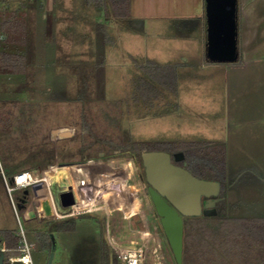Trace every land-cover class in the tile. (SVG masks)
Instances as JSON below:
<instances>
[{
	"label": "rangeland",
	"instance_id": "374dc122",
	"mask_svg": "<svg viewBox=\"0 0 264 264\" xmlns=\"http://www.w3.org/2000/svg\"><path fill=\"white\" fill-rule=\"evenodd\" d=\"M94 1L0 0V7L11 4L0 14V23H17L27 37L26 42L15 44L19 47L8 46L26 51L25 74L12 75L0 69V170L8 178L26 166L34 176L43 170L50 174L55 197L56 186L60 190L73 178L68 173L62 177L63 169L45 163L48 158L73 161L82 146L86 153L102 154L117 143L172 149L184 156L198 146V151L202 149L215 163L225 159L227 183L214 216L217 220L204 227L203 237L209 238L204 246L206 256L198 257L200 249L196 254L190 252L185 255L188 264H208L209 259L212 264H223L222 256L228 264H251L255 259L264 264V241L256 240L264 236L260 228L250 226L264 220V114L255 103L252 107L246 103L260 96L264 79L258 75L255 80L260 91L246 93L245 71L231 74L229 82V76L207 67L211 63L198 39L201 26L180 19L198 13L202 0H129L127 18L104 23ZM53 2L57 6L50 11ZM42 10H48L44 12L47 18L41 16ZM3 38L7 41L0 47L8 45L12 34ZM189 38L192 41L186 46L193 50L180 53V44ZM86 78L89 87L84 93ZM253 116L262 120L246 123V117ZM84 118L90 133L81 137ZM72 128L78 134H71L73 138L55 148L58 138ZM117 154L100 158L96 154L93 170L100 176H90L107 188L105 201L98 202L107 207L108 214L101 209L82 212L63 225L68 219L28 221L18 211L13 221L0 196V226L10 220L9 225L14 223L34 242L33 264H48L52 237L57 244L53 264H104L103 252L109 247L115 253L110 245L113 240L143 246L144 264H173L147 190L142 160L135 159L133 152ZM82 167L75 166L72 171ZM220 168L217 165L215 170ZM116 186L119 191L113 188ZM20 194L13 193L15 202ZM229 232V238L222 235ZM248 233L253 237H245ZM231 239L234 243L228 244Z\"/></svg>",
	"mask_w": 264,
	"mask_h": 264
},
{
	"label": "water",
	"instance_id": "95a60500",
	"mask_svg": "<svg viewBox=\"0 0 264 264\" xmlns=\"http://www.w3.org/2000/svg\"><path fill=\"white\" fill-rule=\"evenodd\" d=\"M207 22L206 61L208 63H237L239 61V0H204ZM75 130L72 128L71 133ZM184 159L182 152L173 156L164 150H145L141 153L148 192L160 226L173 256V264H183L184 218L217 215L216 204L222 190L220 181L200 178L183 166L172 162ZM13 179V178H12ZM23 197H17V209L26 220L53 219L57 210L76 205L72 186L55 195L47 190L44 183L26 189ZM35 202L41 207L38 212L31 207ZM61 206V207H60ZM52 250L48 264H53L56 240L52 237ZM134 248L135 245H125ZM6 253L1 248L0 264H5ZM111 264L113 259L111 256Z\"/></svg>",
	"mask_w": 264,
	"mask_h": 264
},
{
	"label": "crops",
	"instance_id": "0c3cea01",
	"mask_svg": "<svg viewBox=\"0 0 264 264\" xmlns=\"http://www.w3.org/2000/svg\"><path fill=\"white\" fill-rule=\"evenodd\" d=\"M103 0H96L94 1V8H97L98 10V17L100 18V22L104 23V21H109L110 19H120L116 16H114L112 13L110 15H107V7L105 9V5H103L102 2ZM198 5V4H197ZM197 5L194 7L195 10H197ZM57 6L56 3L53 2V4L50 5L49 10L53 11L54 8ZM61 11L64 10V7L61 5ZM7 8H11V4L10 3H4V7H0V14L6 13V11L8 10ZM199 8V7H198ZM17 11L19 12H24V10L22 8H18ZM46 10H42V14L45 18H47L46 13H44ZM48 11V10H47ZM46 11V12H47ZM55 11V10H54ZM102 15V16H101ZM42 16V17H43ZM176 16H173V18H175ZM182 18L181 21L184 22H196L198 23V28L200 27L201 29V36L200 38L198 37V39H201L203 41V46H202V51L205 55V59H206V42H207V22H206V11H205V2L204 0H202L201 4H200V8L198 9V13H196V11L188 13L186 15L181 16ZM140 21V19L138 20ZM239 37H238V49H239V61L237 63H217V64H213L211 63L210 66L207 67H213L210 68L213 70V72L215 73H220V74H224V76H229V82H230V77L231 74H239L242 73L243 71H245L246 74V93L248 92H258L260 91V87L257 86L258 84H260L259 82H257L258 84L255 85V80L259 79V77H257L258 75H261L262 78L260 79H264V0H239ZM197 32V31H196ZM194 38V37H193ZM189 41H192L191 38L187 39L186 42L182 45L180 44L179 48L180 49V53L183 52V50L185 51H192L193 49L191 47H187L186 43ZM186 52V51H185ZM183 57L188 58V56H186L185 54H181ZM241 63V64H239ZM208 65V64H206ZM217 69V70H216ZM237 76V75H236ZM255 85V88L252 86ZM252 86V87H251ZM244 87V84L242 85L241 88ZM261 93L257 95V98L255 101H250V98L248 99V101H246V103L252 107L254 106V103L259 106L261 113L264 114V89L262 91H260ZM240 96V95H238ZM261 105V107H260ZM257 117L253 116L252 118L249 117V119H247L246 117V123L250 122V123H259V119H261V117H258L257 119H255ZM263 118V116H262ZM23 172V171H30L32 172V170L26 166V167H22L20 168V170L14 172L12 174L11 178H8L5 173L3 172V169L0 170V196L4 199L5 203H6V207H7V212L9 213V216L11 219L14 218L17 219V215L16 212L14 210L13 207V203H12V199L10 197V195L7 192V188H6V183H5V178H7V180L11 181L13 176L18 174L17 172ZM63 173H62V177L63 176H67V173L70 174L72 176V182L71 184L74 186V193L76 196V200H77V207L81 208L82 210H84V213H93L99 209L104 210L107 214H108V210L107 207L103 204H99L98 201H100V199L102 200V202L105 201V198H103V196H108V194H106L107 188L105 186H102L100 183H98L96 181V179H90V176L92 177L93 175L98 177L100 176L99 174H94V170L93 167H91L89 164L86 166H83L82 169L78 168V170H74V173L72 171V168H66L63 169ZM33 174V173H32ZM50 176V174H44L43 170L41 175L39 176H35L37 178H48L47 182H48V186L52 187L51 182H50V178L48 177ZM87 177L90 179L89 185H87L86 180ZM115 188L117 191H119L120 189L116 186L113 187ZM92 189V192H91ZM25 190L21 191V193H23ZM90 193V194H89ZM94 193V194H93ZM103 193V194H102ZM105 193V194H104ZM20 196V195H19ZM96 200H98L96 202ZM95 202V203H94ZM108 202V200L106 201ZM16 203H17V199H16ZM91 203V204H90ZM94 203V204H92ZM9 204V207H8ZM130 205V204H129ZM128 205V206H129ZM37 211L40 212L41 211V207L37 208ZM83 214V213H82ZM23 215V214H22ZM135 215V214H134ZM24 216V215H23ZM76 216V215H75ZM131 216H133V214H131ZM73 216L64 218L62 220L68 219L66 221H69ZM128 217V216H127ZM61 219V218H59ZM59 220V221H62ZM10 221V220H9ZM9 221L5 220V222H3L4 225L0 226V239H1V248L6 249V240L4 241V239L2 238V235L8 233V232H13L15 235H19L20 234V229L16 228L14 223L9 225ZM30 221V220H28ZM57 224V223H56ZM21 236V235H20ZM53 240L51 239V248H50V252L52 250V242ZM113 243H117L115 240H113ZM32 245L34 244L31 243ZM120 244V243H118ZM44 245H47V243L45 242ZM112 246V244H110ZM112 256V254H111ZM33 259V258H32Z\"/></svg>",
	"mask_w": 264,
	"mask_h": 264
},
{
	"label": "trees",
	"instance_id": "16d2710c",
	"mask_svg": "<svg viewBox=\"0 0 264 264\" xmlns=\"http://www.w3.org/2000/svg\"><path fill=\"white\" fill-rule=\"evenodd\" d=\"M128 1L129 0H103L100 3L105 5V9L107 7V9H106V11L108 10L107 15H110L112 13L114 16H116L118 18H127L128 17V15H127V13H128ZM18 27L19 26L17 25V23H15L13 21L0 23V43L7 41V39L3 38V36L7 33L12 34V38H13V39L11 38V40H9L8 45L0 47V69L4 70L8 74L20 75V76L22 75L23 76L25 74V70L27 67V64H26L27 57H26V53H25L26 51H23V49H21V50H19V49L18 50L17 49L16 50H12V49L10 50V49H8L9 44L13 45L14 47H19L18 45H20V44H17V45H15V44L26 42V40H27L26 35L22 34V32L18 29ZM25 32H26V29H25ZM23 35H25V36H23ZM144 68L145 67H143V69ZM144 72L146 74H148L146 71H144ZM150 74H152V72H150ZM153 75H155L154 72H153ZM157 82L159 83L158 80H157ZM160 83L164 84L163 81H161ZM83 85H84L83 91H84V93H86V91L88 90V87H89L87 78L84 80ZM84 98L85 97H83V99ZM80 132H82L84 134H88V132L90 133V128H89V125H88L85 118L83 119ZM112 146L114 147V149L120 148L122 151L131 150L132 152H134L136 154V156L138 157L139 160H142L141 159V152L142 151L152 150L150 147H148V145H144V144H130V145H127V144L122 145L121 144L120 145L117 143V144H112ZM196 147H197V150L186 153L185 154V160L180 162V163L183 165V167H185L186 169L191 171L193 173V175H195L197 177L205 178V179H209V180L220 181L221 185H222V190H221V196H222L223 189L225 187V183H227V170L225 168V164H226L225 159L221 158L217 161L218 163H215L214 160L209 159V156H207L208 154L202 153V149H201V152L198 151V146H196ZM201 147H205V146H201ZM192 148L194 149V146ZM158 149L164 150L163 148H158ZM169 152H176V150L171 149V151H169ZM51 160H52L51 158H48L47 163H50ZM217 165L221 166L219 171L215 170V167ZM20 172L21 171H19L17 173H20ZM216 220L217 219L214 217H205V216H201V217H197V218H192V217L184 218L183 264H188L187 259L185 258V255L187 257V254H189L190 252H192V254H194V253L196 254L197 249L202 250V252H201L202 254L199 253L198 257L203 259L206 256V250L204 249V246L207 243H209V240L206 241L209 238L203 237L204 230H205L204 227L206 226V223L212 224L213 221L215 222ZM235 220L242 221L240 219H235ZM244 220H245V223H248V224L251 223L250 219H244ZM69 221L61 222V224L64 225V223L66 224ZM190 222L194 223V225L190 226ZM51 223L52 222H50L49 225ZM198 223L200 225H197ZM204 223H205V225H203ZM258 223H262V224L260 226L256 225ZM250 226L260 228V230H259L260 235L264 236V220H262L261 222L258 221L253 225L250 224ZM256 228H252V229H256ZM222 235L225 236L226 238H229L231 233L230 232L229 233H222ZM247 235L251 236V238L253 237L249 233L245 234V237ZM2 238L4 239V241L6 240L5 264H10V262H9L10 257H17V256L21 255L20 246H21L22 237L20 236V234L15 235L13 232H8V233L2 235ZM256 240H259V241L263 240L264 241V237L263 238H261V237L256 238ZM227 242H229L228 244L234 243V241L232 239L230 241H227ZM238 242H240V241H238ZM222 244L224 245V242H222ZM228 244H226V245H228ZM238 244L239 243L236 242V245H238ZM225 252H227V251H225ZM229 253L232 255L231 252H229ZM111 254H112L113 264H122L121 262H119L120 260L118 259V256L109 247L107 248L106 251L103 252L104 264H111V262H110ZM222 259H223V261H225V263H223V264H228V262H226V259H224L223 256H222L221 260ZM260 260L261 259H255V261L251 262V264H260ZM211 262H212V259H209V261H207L208 264H210ZM193 263L195 264L194 261H193ZM15 264H21V263H15Z\"/></svg>",
	"mask_w": 264,
	"mask_h": 264
},
{
	"label": "built area",
	"instance_id": "2783aa9c",
	"mask_svg": "<svg viewBox=\"0 0 264 264\" xmlns=\"http://www.w3.org/2000/svg\"><path fill=\"white\" fill-rule=\"evenodd\" d=\"M4 178H5L7 192L12 199L13 207L17 216H18V209L16 206V202L13 199V193L15 191H23L29 189L33 185L41 182L46 185L47 190L50 189L46 178H37L30 171H23L16 174L11 181L7 180L6 177ZM54 209L56 211L57 218L75 216L84 212L81 210V208H78L77 205H73L65 213H59L55 205H54ZM20 235L22 237L21 246H20L21 255L17 257H10L9 262L10 264H15V263L33 264V259H32L33 245L26 238L23 230H20ZM111 244L115 251V254L118 256L122 264H144V260L146 256L143 246H138L137 244L136 245L118 244L113 242ZM125 245H135V247L128 248L125 247Z\"/></svg>",
	"mask_w": 264,
	"mask_h": 264
},
{
	"label": "flooded vegetation",
	"instance_id": "af4514ba",
	"mask_svg": "<svg viewBox=\"0 0 264 264\" xmlns=\"http://www.w3.org/2000/svg\"><path fill=\"white\" fill-rule=\"evenodd\" d=\"M75 130V129H74ZM63 134H66L65 136H63V137H59L58 138V140H57V142H56V144H55V148H56V145L59 143V142H61V141H63V140H70L71 138H73V137H71V134L72 135H74V134H78V132L76 133V130H75V132L74 133H71V129H70V131H69V133H67L66 131L63 133ZM80 134V136L81 137H84L86 134H84V133H82V132H80L79 133ZM89 134V133H88ZM75 139H76V137H75ZM84 149H86L84 146H82L80 149H79V157H78V159L76 158V160H73V161H67V160H62L61 158H60V156H58L57 157V159L54 161V159H52L51 161H50V164L51 163H53V164H51L52 166H57L58 168H60V169H66V168H73V167H75V166H86V165H90L91 167H94L95 165H94V162H95V155L97 154V156H99L98 158H100L101 157V155H105V157H107V156H109V154H113V156H117L118 154L117 153H119V154H123L125 151H122L121 149L119 150V149H114V147L112 146V145H109V152L108 153H106V152H104V153H102V154H100L101 153V151H97V153H95L94 151H91L90 153H86V151L84 150ZM128 152H132L131 150H127ZM126 151V152H127ZM147 151H149V150H147ZM168 152V151H167ZM134 153V152H133ZM142 153V152H141ZM169 153H171L172 154V156L175 154V153H177V152H169ZM69 155H72L71 153H69ZM134 157H135V159H137L138 160V157L136 156V154L134 153ZM48 160V159H47ZM185 160V156H184V159L182 160V161H184ZM181 161V162H182ZM48 162V161H47ZM47 162H45V163H47ZM172 162L174 163V164H176V165H180V166H183L180 162H176L175 161V158L174 157H172ZM48 164V163H47ZM143 172H144V167H143ZM144 179H145V173H144ZM145 182H146V179H145ZM146 184H147V190H148V183L146 182ZM69 186H72V188H73V191H74V186L71 184V183H66V185H64L60 190L57 188V186H56V189H54L55 190V192H56V195L57 194H61L62 193V191L63 190H65L66 188H68ZM75 194V193H74ZM24 195H23V193H21L20 194V196H19V198H21V197H23ZM220 198H221V200H222V197H221V194H220V196H219ZM220 200V201H221ZM219 201V202H220ZM218 202V203H219ZM218 203L216 204V209H217V205H218ZM31 207H34V208H36V210H37V208L39 207V204L37 203V202H35V204L33 203L32 205H31ZM61 207V206H60ZM67 209H69V208H66V209H62V208H60V210H58V212L59 213H65V212H67ZM64 218H67V217H64ZM64 218H61V219H64ZM46 220H49V219H42V220H36V221H38V222H43V221H46Z\"/></svg>",
	"mask_w": 264,
	"mask_h": 264
},
{
	"label": "bare ground",
	"instance_id": "6f19581e",
	"mask_svg": "<svg viewBox=\"0 0 264 264\" xmlns=\"http://www.w3.org/2000/svg\"><path fill=\"white\" fill-rule=\"evenodd\" d=\"M73 173H74V172H73ZM111 187H112V186H111ZM93 194H94V193H93ZM102 194H103V193H102ZM104 194H105V193H104ZM129 195H130V194H129ZM129 195H128V196H129ZM122 196H123V195H122ZM124 199H125V198H124ZM97 201H98V200H96V202H97ZM120 201H121V200H120ZM127 201H128V200H127ZM121 202H122V201H121ZM123 202H124V201H123ZM123 202H122V203H123ZM94 203H95V202H94ZM94 203H92V204H94ZM119 203H120V202H119ZM90 204H91V203H90ZM124 204H125V203H124ZM121 206H122V205H121ZM133 208H135V207H133Z\"/></svg>",
	"mask_w": 264,
	"mask_h": 264
}]
</instances>
